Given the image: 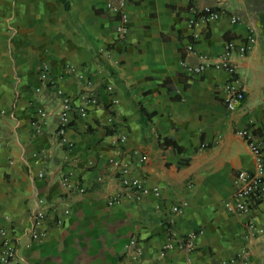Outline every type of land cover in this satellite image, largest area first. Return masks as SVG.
I'll use <instances>...</instances> for the list:
<instances>
[{
	"label": "crops",
	"instance_id": "1",
	"mask_svg": "<svg viewBox=\"0 0 264 264\" xmlns=\"http://www.w3.org/2000/svg\"><path fill=\"white\" fill-rule=\"evenodd\" d=\"M110 1L0 0V229L21 234L36 198L46 211L44 235L23 238L8 264H264V232L251 243L246 229L264 228V203L239 215L225 209L235 175L254 170L235 132L249 129L264 145V0H126L125 39ZM203 7L220 18L201 21ZM249 29L254 41L244 58L233 53L234 74H194L201 59L223 54ZM41 74L52 86L38 94ZM226 84L245 92L234 111L223 102ZM56 90L89 109L67 129L70 146L55 135ZM37 109L50 115L37 121ZM112 159L159 196L109 204L123 191ZM190 235L193 253L160 255L170 238ZM131 239L138 262L128 254Z\"/></svg>",
	"mask_w": 264,
	"mask_h": 264
},
{
	"label": "built area",
	"instance_id": "2",
	"mask_svg": "<svg viewBox=\"0 0 264 264\" xmlns=\"http://www.w3.org/2000/svg\"><path fill=\"white\" fill-rule=\"evenodd\" d=\"M187 3L191 4L193 0H185ZM126 0H115L110 1L107 7L114 13L119 15V20L121 26L118 29V38L125 39L128 34L127 21L128 18L123 12ZM199 18L201 21L209 23L216 21L220 18V12L218 10L203 7L199 11ZM239 21L237 17L231 19L232 24H236ZM254 31L252 29L248 30V35L245 40L241 41L239 44L228 43L225 47V52L223 54L217 55L210 59H201L196 65L192 67V71L196 75H200L207 68H215L225 70L231 74H234L237 65L234 60L231 59L233 53H237L238 59L244 58L248 52L251 50L252 42L254 41L253 36ZM187 51L193 53V44L187 46ZM41 85L39 88L35 89V92L41 94L43 89L47 86H52V83L48 82L45 78V74L40 75ZM84 92L86 95L87 104L90 107H95L98 105V98L93 95L89 90V83H86ZM226 96L223 98V102L226 108L230 111H234L245 98V92L242 89L233 88L231 85L226 84L221 88ZM60 101L58 107V124L56 128V137L58 141L65 143L70 146L65 138L67 129L73 124L74 120L77 118H84L88 115V106L76 105L75 101L71 96L67 95L61 90H56L54 92ZM84 95V94H83ZM50 115V112L44 109H37L35 112V119L37 121H42ZM35 131H40V126L38 122H33ZM235 135L240 138L247 150V152L254 158V170H241L234 177V190L230 199L225 202V209L231 214L239 215L250 212L257 208L260 204L264 203V145L260 139L256 138L249 129H240L235 132ZM124 137L120 138L123 141ZM141 161H146L145 156L140 157ZM110 166L118 173L119 184L122 186L123 191L112 195L109 198L108 203L113 204L119 202L126 195L134 196L136 200H139L143 195L152 193L156 197L159 196V190L157 188L148 189L142 181L138 179L129 178V167L128 164L120 160H110ZM42 174L38 175V178H42ZM62 184L64 188H69L68 178L62 179ZM79 193H83V188H78ZM44 200L36 198L31 206L27 226L21 231V234L9 233L7 230L0 229V263L8 264L19 259V250L21 246V241L23 238H28L29 241H38L44 235L39 231V228L43 225L46 218V211L44 207ZM173 212L178 213L179 209L173 207ZM68 213V211H65ZM246 229L250 231L247 236L248 242H256L257 236L264 232V228L257 229L253 223H247ZM193 235L184 237L179 241H175L174 238H170L161 248L160 255H164L172 249H177L183 253L189 255L193 253L196 249ZM24 246V245H23ZM128 254L131 259L138 262L142 258V251L137 246L136 239H131L127 245ZM246 254H242L240 257L244 261L246 259ZM147 264H154L149 262ZM186 264H192L189 260ZM220 264H229V261L221 262Z\"/></svg>",
	"mask_w": 264,
	"mask_h": 264
}]
</instances>
